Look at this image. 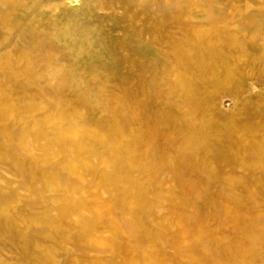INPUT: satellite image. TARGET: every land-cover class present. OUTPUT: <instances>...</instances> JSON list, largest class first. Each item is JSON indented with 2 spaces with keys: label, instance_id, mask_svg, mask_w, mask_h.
Instances as JSON below:
<instances>
[{
  "label": "rangeland",
  "instance_id": "obj_1",
  "mask_svg": "<svg viewBox=\"0 0 264 264\" xmlns=\"http://www.w3.org/2000/svg\"><path fill=\"white\" fill-rule=\"evenodd\" d=\"M0 264H264V0H0Z\"/></svg>",
  "mask_w": 264,
  "mask_h": 264
}]
</instances>
